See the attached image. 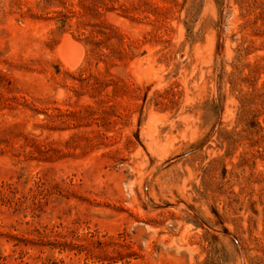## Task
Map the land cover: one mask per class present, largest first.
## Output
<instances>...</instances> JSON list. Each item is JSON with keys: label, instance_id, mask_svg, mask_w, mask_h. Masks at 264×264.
<instances>
[{"label": "rangeland", "instance_id": "374dc122", "mask_svg": "<svg viewBox=\"0 0 264 264\" xmlns=\"http://www.w3.org/2000/svg\"><path fill=\"white\" fill-rule=\"evenodd\" d=\"M0 264H264V0H0Z\"/></svg>", "mask_w": 264, "mask_h": 264}, {"label": "bare ground", "instance_id": "6f19581e", "mask_svg": "<svg viewBox=\"0 0 264 264\" xmlns=\"http://www.w3.org/2000/svg\"><path fill=\"white\" fill-rule=\"evenodd\" d=\"M80 45L79 47L72 41V39L68 38L59 48V53L65 63L66 66L74 68L77 64V60L81 55ZM83 59V58H82Z\"/></svg>", "mask_w": 264, "mask_h": 264}]
</instances>
